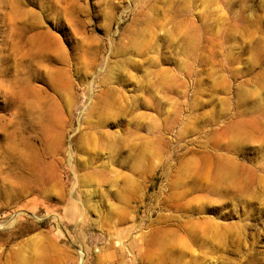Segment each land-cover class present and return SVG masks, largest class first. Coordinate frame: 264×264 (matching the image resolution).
<instances>
[{
	"label": "rangeland",
	"instance_id": "1",
	"mask_svg": "<svg viewBox=\"0 0 264 264\" xmlns=\"http://www.w3.org/2000/svg\"><path fill=\"white\" fill-rule=\"evenodd\" d=\"M0 264H264V0H0Z\"/></svg>",
	"mask_w": 264,
	"mask_h": 264
}]
</instances>
